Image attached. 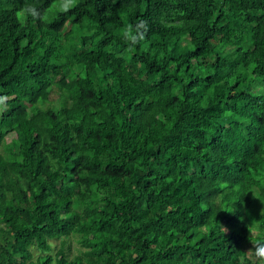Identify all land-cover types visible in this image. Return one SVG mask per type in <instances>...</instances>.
Instances as JSON below:
<instances>
[{"label": "trees", "instance_id": "1", "mask_svg": "<svg viewBox=\"0 0 264 264\" xmlns=\"http://www.w3.org/2000/svg\"><path fill=\"white\" fill-rule=\"evenodd\" d=\"M261 210L264 0H0V264H253Z\"/></svg>", "mask_w": 264, "mask_h": 264}, {"label": "clouds", "instance_id": "2", "mask_svg": "<svg viewBox=\"0 0 264 264\" xmlns=\"http://www.w3.org/2000/svg\"><path fill=\"white\" fill-rule=\"evenodd\" d=\"M53 6L57 13L67 14L77 6V0H53ZM16 17L22 21H44L47 18L46 11H41L35 5L25 4L16 11ZM149 31V25L146 20H137L134 24H128L120 29V38L127 44L128 50L133 51L141 44ZM260 216H264V210H261ZM249 240L252 244L253 236H256L259 242L252 244L253 247L247 252L253 258V264H264V227H254L253 222L247 226ZM227 232V229H224Z\"/></svg>", "mask_w": 264, "mask_h": 264}]
</instances>
